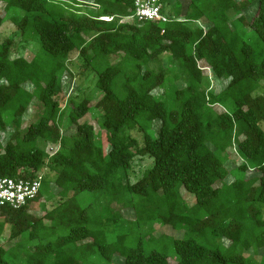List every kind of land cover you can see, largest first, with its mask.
Returning <instances> with one entry per match:
<instances>
[{
  "label": "trees",
  "instance_id": "16d2710c",
  "mask_svg": "<svg viewBox=\"0 0 264 264\" xmlns=\"http://www.w3.org/2000/svg\"><path fill=\"white\" fill-rule=\"evenodd\" d=\"M53 1L0 0V28L11 14L21 39L39 46L32 60L11 59L14 38L0 32V133L13 127L5 142L0 137V178L33 180L48 169L54 175L46 185L58 192L44 201L59 198L41 216L31 207L40 194L19 210L0 209V237L8 227L12 244L0 246V264H89L94 254L108 264H170L141 245L108 247L100 215L79 200L84 192H101L104 211L118 205L119 193L122 210L164 207L162 225L184 230L173 240L175 264H264V254L258 262L244 256L264 251V96L254 95L264 88V0H186L184 10L165 0L166 23L136 22L134 0ZM74 52L96 69L94 102L62 91ZM109 55L115 63L95 65ZM207 70L225 83L219 92L208 88ZM34 102L41 115L22 130ZM92 108L101 114L98 131L86 120ZM64 117L74 127L69 137L60 132ZM125 131L139 133L141 144ZM49 145L57 147L52 154ZM232 148L240 163L228 169ZM136 157L152 165L132 184ZM183 195L193 196L191 207ZM15 250L21 258L10 257Z\"/></svg>",
  "mask_w": 264,
  "mask_h": 264
},
{
  "label": "rangeland",
  "instance_id": "374dc122",
  "mask_svg": "<svg viewBox=\"0 0 264 264\" xmlns=\"http://www.w3.org/2000/svg\"><path fill=\"white\" fill-rule=\"evenodd\" d=\"M70 1V0H69ZM183 4V10L185 9L186 0H179ZM239 2L240 0H235ZM56 3V1H53ZM256 3L250 6V9L244 12V15L247 19H249L253 13L255 12ZM11 14H8L4 19V22L0 28L1 39H6L13 37L14 38V46L10 52V58H24L26 60H32V58L36 55L39 50V46L36 42L32 40H24L21 39L20 33L15 31V27L8 22V17ZM109 20V19H108ZM199 23L196 24H201ZM195 23H188L190 27H195ZM248 35L249 30H248ZM117 55H109L105 57L104 60H99L95 63L96 66H104L106 64H113L117 59ZM162 64L164 67L168 66L166 59L162 60ZM100 67L98 69H100ZM67 68L69 70V74L65 73L62 78V91L66 97H70L74 102H79L82 99H89L91 102L96 101L101 93L95 88V80L93 69L91 67H87L83 61V59L78 55L77 52L70 54L69 60L67 61ZM97 69V70H98ZM207 79H208V88L215 89L216 92H219L221 86H224L220 82L215 80L214 75L211 71L207 70ZM179 87H182V84H178ZM27 88H30L27 85ZM155 92V93H154ZM153 93L157 96L162 93L161 90L154 91ZM254 95H263L264 96V88L258 89ZM173 99L172 95H169L167 99L168 103L171 104ZM70 105H68V109ZM42 106L39 102L32 103L26 113L22 117L21 128L25 130L30 123H35L38 121L41 115ZM64 114H67V110ZM86 120L92 124L96 131L99 130L100 123L102 122L100 112L92 108L89 114L86 116ZM262 130L264 131V122L260 123ZM159 126L157 122L154 127ZM13 127H9L6 133H0V137L2 142H5L8 138V135ZM74 131L73 126H69L67 123L66 117H64L60 123V132L64 137H69ZM131 134L135 137L139 143L142 142V136L136 131L132 132H123L122 134ZM57 147H52L51 145L45 147V150L48 154H52L55 152ZM228 169L236 167L240 163V159L235 153V148L228 150ZM152 165V160L148 157H136L131 164V169L128 171V180L130 183L137 182L141 177L143 172L150 168ZM251 174H247L249 177ZM41 179L43 178V186L40 187L39 194L40 199L38 202H35L31 205L32 212L36 216H41L46 211L53 208L59 198L54 195V198L45 202L44 199L48 196V191L56 192L57 187L52 183L50 185H46L47 181L53 178V173L49 172L48 169L44 170L41 174ZM253 176V175H252ZM231 176L226 179L227 183H230ZM42 185V184H41ZM50 188V189H47ZM184 200L187 205L191 207L194 204L193 196L191 195H183ZM80 202L83 206H87V210L89 213L95 211L100 215V230L107 237L106 245L108 247H114L116 249H122L127 247H136L141 245L145 252L149 251H157L160 253H164L168 256V261L170 264L176 263V258L173 252V240L184 238V230H175L172 226L166 225L163 226L160 222V219H157L158 214H164L166 209L163 207L159 209L157 205L154 204H146V205H138L135 206L134 210L132 209H121V202L126 200V196H123L119 193L116 197L114 204H118L117 206H111L109 210H102L104 206L107 204V200L105 196L101 195V192H84L80 195ZM135 200H137L135 198ZM118 202V203H117ZM264 208V207H262ZM99 224L97 226H99ZM92 227L90 226V229ZM181 228V227H180ZM5 232L0 237V246H4L5 249H9L12 247V244L8 241V227H5ZM197 243H202L204 241L203 238L196 237L193 239ZM88 241V240H87ZM228 243L226 242V245ZM21 250H15L14 254L11 255V258H21ZM264 254V251H260L258 256H253L251 252H245L244 256L250 257L256 262L261 258L260 256ZM118 257V256H116ZM120 258V257H118ZM121 259V258H120ZM118 260L113 259V263L110 264H118ZM89 264H108L105 262L100 256L94 254L90 257Z\"/></svg>",
  "mask_w": 264,
  "mask_h": 264
},
{
  "label": "built area",
  "instance_id": "2783aa9c",
  "mask_svg": "<svg viewBox=\"0 0 264 264\" xmlns=\"http://www.w3.org/2000/svg\"><path fill=\"white\" fill-rule=\"evenodd\" d=\"M165 0H134L132 19L136 22L166 23L169 18L162 13ZM108 21V18H102ZM42 184L41 175L33 180L22 178H0V209L7 207L19 210L36 199Z\"/></svg>",
  "mask_w": 264,
  "mask_h": 264
},
{
  "label": "crops",
  "instance_id": "0c3cea01",
  "mask_svg": "<svg viewBox=\"0 0 264 264\" xmlns=\"http://www.w3.org/2000/svg\"><path fill=\"white\" fill-rule=\"evenodd\" d=\"M58 191H56V192H53V193H57Z\"/></svg>",
  "mask_w": 264,
  "mask_h": 264
}]
</instances>
